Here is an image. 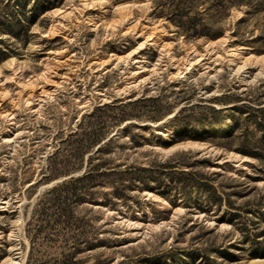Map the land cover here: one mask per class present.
Segmentation results:
<instances>
[{
  "label": "rangeland",
  "instance_id": "rangeland-1",
  "mask_svg": "<svg viewBox=\"0 0 264 264\" xmlns=\"http://www.w3.org/2000/svg\"><path fill=\"white\" fill-rule=\"evenodd\" d=\"M7 47L9 56L0 60V264H26L31 248L33 260L55 264L81 236L105 240L76 254L82 264H150L149 256L156 264H264V235L255 255L230 224L209 233L215 220L202 222L203 213L188 214L147 189L123 200L102 185L91 197L60 201L71 209L69 223L52 222L41 235L28 223L43 193L84 172L45 180L62 141L84 114L115 100L153 97L166 109L160 119L141 122L145 136L162 144L131 149L121 138L106 155L113 162L147 163L192 150L229 162V174L255 176L260 163L226 146L195 139L167 143L177 135L170 120L181 107H220L214 98H235L264 84V0H63L40 14L24 40L0 36V48ZM247 181L264 193V180ZM209 238L226 246L231 240L233 257L195 258L192 250L204 251Z\"/></svg>",
  "mask_w": 264,
  "mask_h": 264
},
{
  "label": "trees",
  "instance_id": "trees-1",
  "mask_svg": "<svg viewBox=\"0 0 264 264\" xmlns=\"http://www.w3.org/2000/svg\"><path fill=\"white\" fill-rule=\"evenodd\" d=\"M62 1L14 0L11 4L8 0L0 7V36L7 35L24 40L29 36L30 27L40 14L56 7ZM18 12L23 14V18L18 17ZM10 51L8 47L0 48V60L6 59ZM261 86L264 87V84L237 93L235 98L231 94L214 98L220 107L211 103L181 107L170 120L177 135L167 143L169 145L195 139L226 146L260 163L255 168V176L243 175L242 172L237 175L229 174L228 168L232 169L229 162L219 164L211 156L192 150L175 152L164 160L153 159L147 163L138 160L132 163L113 162L114 159L106 155L115 151L114 144L121 138L127 139L126 144L131 149H137L145 143L162 144V140L145 136L147 128L141 125V122L160 119L166 109L158 104V98L153 97L115 100L97 105L84 114L77 129L62 141L63 146L53 155L59 158V161L50 163L45 180L71 176L82 170L84 172L69 177L43 193L28 223L37 227L38 235L46 232L52 222L69 223L71 209L68 206L61 207L60 201L91 197L94 195L93 190L102 185L112 187L113 199L123 200L128 198L131 191L147 189L164 197L173 207H185L188 214L203 213L202 222L207 219L215 220L216 225L208 230L209 233L214 232L222 223L230 224L233 232L242 235V244H251L255 255L261 253L259 238L264 235V193H257L256 186L247 181L264 180V91L260 92L256 99L250 97L252 90ZM177 105H169V111ZM246 163L252 166L251 162ZM214 166H219L225 171L213 170ZM50 201L53 202L52 206H55L52 211L47 207ZM193 225H198V220ZM104 243L102 238L91 242L81 236L74 250L55 264H82L75 259L78 252L84 248L95 249ZM206 243L204 251H197L199 249L195 248L191 254L195 258L208 261H212L213 255L225 259L233 257L229 252V248L234 245L231 240H228L227 246L217 244L216 239L210 238ZM146 260L150 264H156L153 256ZM123 262L124 260L117 264ZM48 263L45 260H33V249H30L26 264ZM94 264L108 262L98 260Z\"/></svg>",
  "mask_w": 264,
  "mask_h": 264
}]
</instances>
